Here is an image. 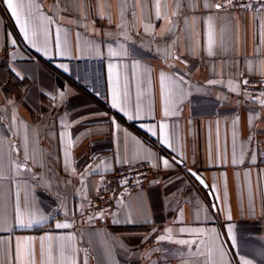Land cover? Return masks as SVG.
Masks as SVG:
<instances>
[{
    "label": "crops",
    "instance_id": "crops-1",
    "mask_svg": "<svg viewBox=\"0 0 264 264\" xmlns=\"http://www.w3.org/2000/svg\"><path fill=\"white\" fill-rule=\"evenodd\" d=\"M19 2L27 38L0 0V264H264V97L242 91L264 76V10ZM85 68L105 104L67 80ZM140 161L147 187L90 224L105 176Z\"/></svg>",
    "mask_w": 264,
    "mask_h": 264
},
{
    "label": "built area",
    "instance_id": "built-area-1",
    "mask_svg": "<svg viewBox=\"0 0 264 264\" xmlns=\"http://www.w3.org/2000/svg\"><path fill=\"white\" fill-rule=\"evenodd\" d=\"M216 4L231 11L242 9L264 10V0H214ZM72 67L78 65V61L70 62ZM67 80L72 82L80 91L105 104L104 91L99 89L95 83L93 71L85 68L79 73H73ZM247 81L248 83H245ZM242 91L252 100L264 97V76H249L242 85ZM186 168V165H182ZM154 175L153 166L150 161H140L117 166L111 173L105 176L100 183L95 196L89 200L85 209L86 220L93 225L99 223L101 216L111 212L116 203L125 199L129 194L147 187L149 180ZM125 181H127L125 183Z\"/></svg>",
    "mask_w": 264,
    "mask_h": 264
},
{
    "label": "snow or ice",
    "instance_id": "snow-or-ice-1",
    "mask_svg": "<svg viewBox=\"0 0 264 264\" xmlns=\"http://www.w3.org/2000/svg\"><path fill=\"white\" fill-rule=\"evenodd\" d=\"M4 3L7 5L8 9L11 11L12 15L14 17H16L17 22L20 24L21 32H23L25 34V37L27 38V36H28V23H27V21L21 22V19H20V10L24 7V5L22 3H20L19 0H4ZM178 6L179 5H177V7ZM204 6L207 7V8H211L212 7V5L207 4V3ZM215 7L216 8H221V7H223V5L216 4ZM157 19H159V13H157ZM208 54L209 55L213 54V52H212L211 34H210V40H209V46H208ZM181 80H183V77H181ZM210 83H214V82L210 81ZM245 83H248V82L245 81ZM61 95H63V93H61ZM116 100H117V96H116V93L114 92V94H113V101H114L113 102V107H118V104L116 103ZM168 114H169V111H168V108L166 106L165 110H164V115L167 116ZM128 118L132 119L133 117L131 115H129ZM160 128H161V133L164 134V130L166 128V125L162 124V125H160ZM150 131H151V129H150ZM163 142L164 143H168V139H167L166 135H164V137H163ZM26 158H27V154H26ZM164 163H165V166H168V162L167 161H165ZM189 171H191V170H189ZM192 175L195 176L196 173H192ZM196 178L198 180H200L201 184L204 183V181L202 179H200L199 176H197ZM126 182L127 181H125V183ZM21 215L22 214H21L20 209H19V201H17V217L19 218ZM229 219H230V217H229ZM128 222L131 223L132 221L129 220ZM56 227L57 228H68V227H70V225H68V224H57ZM181 231H184V229H181ZM228 238L231 241L233 247H237L238 246L237 236L233 232L231 226L229 227V230H228ZM47 239H51V237H48ZM57 239L71 240L72 237H67V238L59 237ZM158 239L162 241V240L165 239V237L164 236H160ZM176 243H178V244H190V243H194V242H190V241H187V240H178V241H176ZM262 247H264V245H262ZM31 255H32V253L29 250H27V249L21 250L19 247H17V257H21V256L30 257ZM19 264H23V260H20ZM241 264H252V261L249 260V259L244 258L243 256H241Z\"/></svg>",
    "mask_w": 264,
    "mask_h": 264
}]
</instances>
